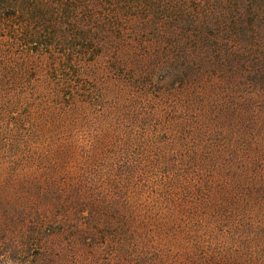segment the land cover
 <instances>
[{"label": "trees", "instance_id": "obj_1", "mask_svg": "<svg viewBox=\"0 0 264 264\" xmlns=\"http://www.w3.org/2000/svg\"><path fill=\"white\" fill-rule=\"evenodd\" d=\"M263 32L264 0H0V37L8 51L54 62L52 85L37 102L23 88L0 85L1 155L6 164H92L94 176L104 173L107 197L125 181L134 195L144 196L146 188V245L192 248L181 264L188 258L189 264H264V206L256 184L239 187L236 195L217 187L210 172L209 178L191 176L192 167L210 166L183 164L192 148L183 143L187 120L176 117L184 111L190 118L195 108L201 121L189 140L207 144L214 90L220 92L226 74L244 70L256 79L264 73ZM120 68L139 70L135 81L160 102L176 96V102L155 104L146 113L147 134L166 147L153 162L118 163L111 146H85L69 133L36 130L35 120L62 127L97 106L102 94L93 74ZM248 125L241 126L243 153L232 151L233 144L228 150L243 154L245 164H263L258 161L264 158V137L249 133ZM83 172L73 177L71 193L94 187Z\"/></svg>", "mask_w": 264, "mask_h": 264}, {"label": "rangeland", "instance_id": "obj_2", "mask_svg": "<svg viewBox=\"0 0 264 264\" xmlns=\"http://www.w3.org/2000/svg\"><path fill=\"white\" fill-rule=\"evenodd\" d=\"M5 45L0 37V85L23 88L34 94L37 102L41 99L40 91L52 85L54 62L25 53L16 58ZM142 57L146 61V54ZM125 62L128 59L122 58ZM136 73L139 70L129 68L110 74L95 72L102 94L97 106L91 104L69 125L67 121L61 122L62 127L52 125L51 119L45 125L35 120L36 130L55 136L69 133L70 137L80 138L85 146L92 142L103 144L104 149L111 146L118 163L133 164L145 158L153 162L166 147L147 134L151 122L146 113L155 104L176 102V96L160 102L159 96L152 95L146 85L143 88L135 81ZM244 74V70L228 72L220 92L214 90L207 144H192L189 140L201 121L195 108L190 118L182 116L188 114L184 111L176 114L177 120L184 118L188 122L183 143L192 148L183 164H209L207 171L192 167L191 176L202 173L209 178L210 172L214 176L212 182L226 187L229 194L240 195L239 187L256 184L257 198L260 196L264 206V162L245 164L243 154L231 152L244 149L243 123L249 124V133L264 137V73L256 79ZM177 105L181 111V105ZM4 131L0 125V140ZM230 144L233 148L228 150ZM167 148L171 150L173 146ZM3 152L0 147V264H181L183 254L192 253V248L181 249L166 243L154 249L146 245V188L144 196L134 195L132 184L121 181L120 191L107 197L103 190L104 173L94 176L92 164H6L9 160L2 157ZM214 152L221 157L214 159ZM80 170H84L82 177L88 173L95 180L90 192L82 190L81 195L69 191ZM260 215L264 218V211ZM148 255L152 258L150 263ZM189 263L190 258L183 262Z\"/></svg>", "mask_w": 264, "mask_h": 264}]
</instances>
